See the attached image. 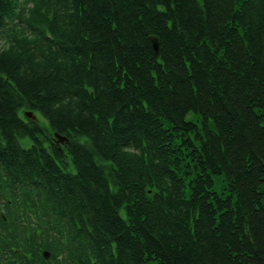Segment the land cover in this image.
Returning <instances> with one entry per match:
<instances>
[{
  "label": "trees",
  "instance_id": "1",
  "mask_svg": "<svg viewBox=\"0 0 264 264\" xmlns=\"http://www.w3.org/2000/svg\"><path fill=\"white\" fill-rule=\"evenodd\" d=\"M0 199V264H264V0H0Z\"/></svg>",
  "mask_w": 264,
  "mask_h": 264
},
{
  "label": "water",
  "instance_id": "2",
  "mask_svg": "<svg viewBox=\"0 0 264 264\" xmlns=\"http://www.w3.org/2000/svg\"><path fill=\"white\" fill-rule=\"evenodd\" d=\"M150 40H151V44H152V47H153L155 53H158V41H157V38L155 36H150Z\"/></svg>",
  "mask_w": 264,
  "mask_h": 264
}]
</instances>
